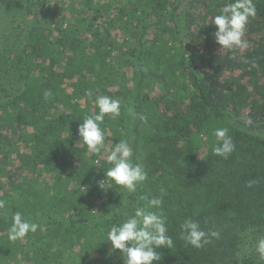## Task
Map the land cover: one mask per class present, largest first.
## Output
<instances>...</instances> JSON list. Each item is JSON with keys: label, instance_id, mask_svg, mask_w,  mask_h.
Here are the masks:
<instances>
[{"label": "trees", "instance_id": "obj_1", "mask_svg": "<svg viewBox=\"0 0 264 264\" xmlns=\"http://www.w3.org/2000/svg\"><path fill=\"white\" fill-rule=\"evenodd\" d=\"M51 1L0 0V13L14 6L20 17L0 18V264H124L107 232L142 197L162 198L149 210L163 212L174 241L153 264H264V0H253L248 47L232 50L211 24L230 0ZM98 95L121 101L102 124V155L77 132ZM217 128L235 144L227 159L212 154ZM120 140L147 172L134 193L100 188ZM17 211L39 227L13 242ZM188 218L220 239L185 245Z\"/></svg>", "mask_w": 264, "mask_h": 264}, {"label": "clouds", "instance_id": "obj_2", "mask_svg": "<svg viewBox=\"0 0 264 264\" xmlns=\"http://www.w3.org/2000/svg\"><path fill=\"white\" fill-rule=\"evenodd\" d=\"M256 15V7L253 0H230L220 9V14L212 18V23L217 28L214 33L215 42L224 49H235L248 47L247 41L243 39L247 30L250 17ZM52 96L50 91L44 93L47 100ZM99 111L95 115H86L79 125L77 132L79 140L87 147V151L92 154L102 155V150L106 148V134L102 128L106 115L117 117L121 112V101L113 99L107 95H98L94 101ZM130 115H138L132 108L128 109ZM142 121L147 120L146 116L139 115ZM227 128H217L214 130L216 143L212 147V154L227 159L234 151L235 144L228 134ZM107 163L110 165L105 172L108 183L105 186V179L100 182L103 190L112 189L113 185L123 187L128 193L137 191V187L147 180V172L143 165L134 160L133 147L127 140H120L115 143L107 155ZM94 163L98 164L99 161ZM257 181H249L247 187L251 188ZM143 207H137L133 215L127 216L119 224H113L107 232V241L113 249L120 250L124 257V264H153L159 262L162 254L156 249L164 247L171 249L174 241L169 236L166 227L167 217L162 211H150L149 209L162 208V198L156 197L148 199ZM7 201L0 199V210L5 209ZM110 215V214H108ZM7 221V217H3ZM39 225L26 219L19 211L11 216V224L8 227V239L16 241L25 238L29 233H35ZM180 239L185 245H190L196 249H201L212 243L213 239H220V231H205L200 223L192 218L185 219L180 225ZM251 231V229L249 230ZM255 251L259 259L264 261V237L256 242Z\"/></svg>", "mask_w": 264, "mask_h": 264}, {"label": "rangeland", "instance_id": "obj_3", "mask_svg": "<svg viewBox=\"0 0 264 264\" xmlns=\"http://www.w3.org/2000/svg\"><path fill=\"white\" fill-rule=\"evenodd\" d=\"M53 1V0H52ZM51 1V2H52ZM63 1V0H62ZM63 3H65V4H67V0H65V1H63ZM7 7V6H6ZM14 6H11V8H9V9H5L4 11H2L3 13H0V18H5L6 20H8V21H12V20H14V17L16 18V19H18V18H20L18 15H17V12H15L13 15L11 14L12 12H11V9L13 8ZM65 7H63L62 9H64ZM13 9H16L15 7L13 8ZM64 14H67V13H65L64 12ZM67 18L68 17H63V18H61L60 20H59V24L61 23V24H65V25H67L68 24V20H67ZM54 19H48V21H50V23L51 24H53V21ZM15 21V20H14ZM37 23H39V24H45V25H48V21L45 19V16H41V17H38L36 20H35ZM35 21H33V23L35 22ZM16 22V21H15ZM30 22H28V24H29ZM16 24V23H15ZM57 24V23H56ZM56 24H54V25H56Z\"/></svg>", "mask_w": 264, "mask_h": 264}]
</instances>
